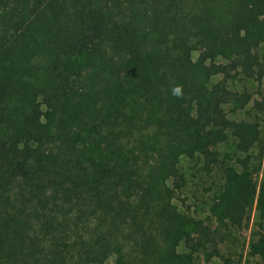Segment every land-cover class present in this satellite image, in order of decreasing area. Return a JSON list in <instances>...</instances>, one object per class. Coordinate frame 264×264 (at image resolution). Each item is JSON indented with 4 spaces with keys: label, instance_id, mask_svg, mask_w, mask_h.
<instances>
[{
    "label": "trees",
    "instance_id": "trees-1",
    "mask_svg": "<svg viewBox=\"0 0 264 264\" xmlns=\"http://www.w3.org/2000/svg\"><path fill=\"white\" fill-rule=\"evenodd\" d=\"M263 152L264 0H0V264H264Z\"/></svg>",
    "mask_w": 264,
    "mask_h": 264
},
{
    "label": "rangeland",
    "instance_id": "rangeland-1",
    "mask_svg": "<svg viewBox=\"0 0 264 264\" xmlns=\"http://www.w3.org/2000/svg\"><path fill=\"white\" fill-rule=\"evenodd\" d=\"M248 112L250 116H253L254 112L252 110H248ZM241 116L246 118L249 115L242 114ZM227 149H229L228 146ZM182 162L185 168L193 164L188 159H182ZM256 165L258 169L257 180L260 182L264 179V152L261 159L257 160ZM221 186L222 180L217 174L202 176L201 179H193V181L188 179L187 186L178 196L181 200L183 199L185 208L187 205L191 206L190 210L195 215L209 220L208 207L210 200L214 194L220 191ZM256 215L254 207L248 222L239 229H233V235L218 245V253L209 256H197L193 264H258L256 258L247 254L249 233L255 223ZM105 264H114V262L109 259Z\"/></svg>",
    "mask_w": 264,
    "mask_h": 264
},
{
    "label": "clouds",
    "instance_id": "clouds-1",
    "mask_svg": "<svg viewBox=\"0 0 264 264\" xmlns=\"http://www.w3.org/2000/svg\"><path fill=\"white\" fill-rule=\"evenodd\" d=\"M173 95L180 97L182 96V89L180 86H176L172 89Z\"/></svg>",
    "mask_w": 264,
    "mask_h": 264
}]
</instances>
